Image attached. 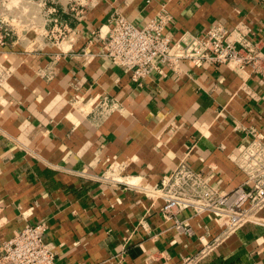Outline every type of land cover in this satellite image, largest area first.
<instances>
[{"label": "crops", "instance_id": "crops-1", "mask_svg": "<svg viewBox=\"0 0 264 264\" xmlns=\"http://www.w3.org/2000/svg\"><path fill=\"white\" fill-rule=\"evenodd\" d=\"M56 1L70 26L63 39L18 27L0 45V244L44 222L58 264H178L219 224L188 209L176 217L194 232H180L158 200L127 183L157 186L183 160L226 189L243 182L235 158L252 129L264 132V81L226 64L183 62L138 84L103 53L97 33L115 12L144 25L164 1L173 41L218 20H244L264 35V0H91L82 19ZM77 94H108L120 108L99 120ZM110 166L124 167L127 183L94 178ZM197 264H264V226L245 225Z\"/></svg>", "mask_w": 264, "mask_h": 264}, {"label": "built area", "instance_id": "built-area-1", "mask_svg": "<svg viewBox=\"0 0 264 264\" xmlns=\"http://www.w3.org/2000/svg\"><path fill=\"white\" fill-rule=\"evenodd\" d=\"M150 1V0H148ZM56 0H0V45L13 41L18 27L22 31L39 26L43 36L63 39L70 26L56 16ZM91 0H67L68 12L82 19ZM42 18V21L39 19ZM173 16L162 2V8L144 25H137L124 14L115 12L109 20V29L102 34L103 53L111 62L142 84L153 72L165 73L167 68L181 69L183 62L193 67L205 63L226 64L237 74L259 77L264 81V35L263 29H255L244 20L229 27L215 21L202 32H184L173 41L166 32ZM53 22L51 29L47 28ZM96 34V31L94 32ZM57 42V41H56ZM6 71L0 63V87ZM74 102L99 120L107 119L120 108L116 98L108 94L87 96L77 94ZM252 137L235 158V163L244 172L243 182L226 189L220 181L211 180L187 160L181 161L167 173L157 186L142 183H127L122 166H110L98 175L99 180L110 183H127L160 202V209L167 219H174L175 227L186 234L193 228L176 216L191 209L197 215L209 213L219 224L220 230L212 238L200 236V247L195 253L184 255L178 264H197L214 251L226 238L249 223L264 226V132L251 130ZM44 222L26 225L20 233L0 244V263L9 264H58L55 252L47 245Z\"/></svg>", "mask_w": 264, "mask_h": 264}]
</instances>
